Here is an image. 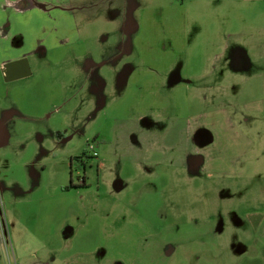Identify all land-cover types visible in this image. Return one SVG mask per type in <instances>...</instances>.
<instances>
[{
	"label": "rangeland",
	"instance_id": "1",
	"mask_svg": "<svg viewBox=\"0 0 264 264\" xmlns=\"http://www.w3.org/2000/svg\"><path fill=\"white\" fill-rule=\"evenodd\" d=\"M80 2L91 51L46 58L53 100L0 84V264H264V0ZM178 126L215 169L148 146Z\"/></svg>",
	"mask_w": 264,
	"mask_h": 264
},
{
	"label": "crops",
	"instance_id": "2",
	"mask_svg": "<svg viewBox=\"0 0 264 264\" xmlns=\"http://www.w3.org/2000/svg\"><path fill=\"white\" fill-rule=\"evenodd\" d=\"M80 4V0L76 2L74 0H0V84L4 79L3 70L6 64L27 58L32 74L44 78V85L40 84L39 88L35 89V96L31 94L29 98L35 100L37 105L34 108L38 110L45 102L53 100L51 93L48 92L49 72L46 67H42L46 58L51 59V56L59 54L63 58V52L68 49L81 52L85 50L84 38H87L85 32L86 29H91L85 24L91 21L77 16L76 11L82 8ZM107 18L103 17L101 20ZM107 21L110 22L108 19ZM90 51L88 49L83 53ZM18 98L17 89L10 88L5 93V99H9L8 104L15 103ZM29 110L33 109L30 107ZM199 128L200 126L192 128L178 126L173 130L158 129L156 134L148 130L146 142L151 148L165 150L178 149L183 145L185 147L178 151L185 152L182 159H186L188 165L193 158L194 167L211 171L217 164L212 148L214 147L215 152L220 151L221 145H216L215 141L207 142L203 132L199 133ZM200 140L211 146L202 149ZM197 157L201 160H197ZM219 157L220 155L217 154V158ZM234 161L235 168L239 160ZM246 264L261 263L258 257H254Z\"/></svg>",
	"mask_w": 264,
	"mask_h": 264
},
{
	"label": "water",
	"instance_id": "3",
	"mask_svg": "<svg viewBox=\"0 0 264 264\" xmlns=\"http://www.w3.org/2000/svg\"><path fill=\"white\" fill-rule=\"evenodd\" d=\"M4 80L7 83L25 79L32 75L30 64L27 58L11 62L4 66Z\"/></svg>",
	"mask_w": 264,
	"mask_h": 264
},
{
	"label": "trees",
	"instance_id": "4",
	"mask_svg": "<svg viewBox=\"0 0 264 264\" xmlns=\"http://www.w3.org/2000/svg\"><path fill=\"white\" fill-rule=\"evenodd\" d=\"M57 136H58V137H61V133L58 132V133H57ZM81 159H82V158H80V157H78V158L76 157V158H74V159L72 160V163L75 162V164H79V163H81ZM81 165H82V164H81ZM81 165H80V167H81Z\"/></svg>",
	"mask_w": 264,
	"mask_h": 264
},
{
	"label": "flooded vegetation",
	"instance_id": "5",
	"mask_svg": "<svg viewBox=\"0 0 264 264\" xmlns=\"http://www.w3.org/2000/svg\"><path fill=\"white\" fill-rule=\"evenodd\" d=\"M82 158H83V159H81V163H82L81 166L84 167V166H85V162H84V160H85L86 156H83ZM83 182H84V183L86 182L85 178H84Z\"/></svg>",
	"mask_w": 264,
	"mask_h": 264
}]
</instances>
